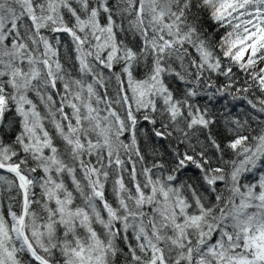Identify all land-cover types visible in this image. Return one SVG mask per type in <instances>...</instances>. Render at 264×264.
Here are the masks:
<instances>
[{"label": "snow or ice", "instance_id": "obj_1", "mask_svg": "<svg viewBox=\"0 0 264 264\" xmlns=\"http://www.w3.org/2000/svg\"><path fill=\"white\" fill-rule=\"evenodd\" d=\"M0 264H264V0H0Z\"/></svg>", "mask_w": 264, "mask_h": 264}, {"label": "trees", "instance_id": "obj_2", "mask_svg": "<svg viewBox=\"0 0 264 264\" xmlns=\"http://www.w3.org/2000/svg\"><path fill=\"white\" fill-rule=\"evenodd\" d=\"M242 107L243 108H246L247 106L246 105H243V104H238L236 111L239 112ZM187 175L190 176V175H192V173L189 172V173H187ZM108 197H109L110 200L112 199V195H111V191L110 190L108 192ZM5 210H6V208H5Z\"/></svg>", "mask_w": 264, "mask_h": 264}]
</instances>
